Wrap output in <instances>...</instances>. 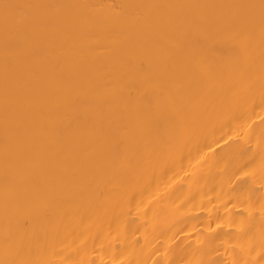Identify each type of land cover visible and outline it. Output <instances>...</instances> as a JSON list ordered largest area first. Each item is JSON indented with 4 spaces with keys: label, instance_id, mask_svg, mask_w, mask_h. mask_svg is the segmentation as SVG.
I'll return each instance as SVG.
<instances>
[{
    "label": "bare ground",
    "instance_id": "bare-ground-1",
    "mask_svg": "<svg viewBox=\"0 0 264 264\" xmlns=\"http://www.w3.org/2000/svg\"><path fill=\"white\" fill-rule=\"evenodd\" d=\"M0 264H264V0H0Z\"/></svg>",
    "mask_w": 264,
    "mask_h": 264
}]
</instances>
